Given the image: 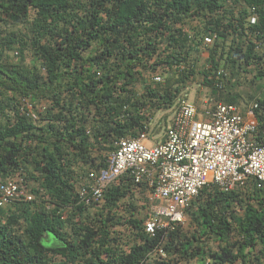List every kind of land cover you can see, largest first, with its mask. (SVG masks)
Wrapping results in <instances>:
<instances>
[{"label": "trees", "instance_id": "obj_1", "mask_svg": "<svg viewBox=\"0 0 264 264\" xmlns=\"http://www.w3.org/2000/svg\"><path fill=\"white\" fill-rule=\"evenodd\" d=\"M194 85L197 104L207 89L212 104L253 111L263 142L264 0H0V178L22 193L0 206V264H264L256 179L206 186L165 236L144 226L147 177L123 174L102 203L80 198L120 140Z\"/></svg>", "mask_w": 264, "mask_h": 264}, {"label": "built area", "instance_id": "obj_2", "mask_svg": "<svg viewBox=\"0 0 264 264\" xmlns=\"http://www.w3.org/2000/svg\"><path fill=\"white\" fill-rule=\"evenodd\" d=\"M206 41L211 43L212 39ZM155 81L161 82L163 77L157 76ZM27 106L32 110V104ZM28 115L38 120L35 113L30 111ZM258 128L253 111L244 116L238 106L212 104L208 98L200 109L180 98L163 141L149 145L147 132L120 140L108 156V168L89 173L87 180L83 178L80 198L87 204L94 200L102 203L105 189L123 174L130 172L137 183L147 177L153 188L154 209L144 226L153 236L161 232L165 236L187 223L186 209L208 185L231 191L253 178L264 187V139H256ZM21 199L20 184L0 178V206ZM32 199L33 195L27 193L26 200ZM156 253L167 256L162 248Z\"/></svg>", "mask_w": 264, "mask_h": 264}, {"label": "rangeland", "instance_id": "obj_3", "mask_svg": "<svg viewBox=\"0 0 264 264\" xmlns=\"http://www.w3.org/2000/svg\"><path fill=\"white\" fill-rule=\"evenodd\" d=\"M199 87L198 85H194L192 86L188 91H186V93L183 95V97L187 96L188 101H190L191 103L196 104L200 109L204 108V99L208 98L207 96V89H204V93L203 96L200 97L201 100H199V103L197 104L196 101L198 100L197 98L199 97V94L201 92H199ZM182 98V97H180ZM176 109V108H175ZM175 113L176 110H170V111H166V112H160L159 114H157L156 118L153 120L149 132L148 136L150 141L148 142L149 145H155L161 141H163L164 136H165V132L167 131V129L172 125L173 123V119L175 117ZM154 208L152 207V210Z\"/></svg>", "mask_w": 264, "mask_h": 264}, {"label": "clouds", "instance_id": "obj_4", "mask_svg": "<svg viewBox=\"0 0 264 264\" xmlns=\"http://www.w3.org/2000/svg\"><path fill=\"white\" fill-rule=\"evenodd\" d=\"M182 98H184V97H182ZM186 99H187V96H186Z\"/></svg>", "mask_w": 264, "mask_h": 264}]
</instances>
